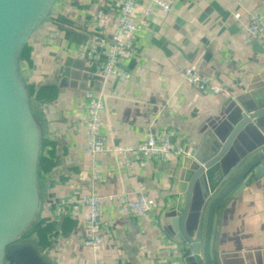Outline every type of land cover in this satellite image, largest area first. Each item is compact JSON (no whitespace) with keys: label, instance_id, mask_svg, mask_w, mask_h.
<instances>
[{"label":"crops","instance_id":"0c3cea01","mask_svg":"<svg viewBox=\"0 0 264 264\" xmlns=\"http://www.w3.org/2000/svg\"><path fill=\"white\" fill-rule=\"evenodd\" d=\"M170 1L168 12L155 10L152 21L137 32L134 56L121 64L131 73L126 79L97 78L93 62L79 55L91 35L102 33L94 12L114 10L118 0H54L29 37L21 71L40 132L38 210L30 228L11 245L22 256L16 258L18 264H193L188 245L167 228L185 155L126 167L115 156L98 154L97 170L107 179L93 181L83 132L88 90L102 96L100 134L107 143L135 145L149 130L168 128L173 142L188 151L224 122L238 98L264 101V35L251 44L244 40L249 12L264 11V0ZM135 2L138 20L149 0ZM188 66L222 91L192 86L183 77ZM247 176L214 209L212 264H264V173L244 184ZM74 191L143 194L152 208L126 222L118 216L116 202L105 203L104 239L93 251L83 244L85 207L74 218L55 214V204Z\"/></svg>","mask_w":264,"mask_h":264},{"label":"water","instance_id":"95a60500","mask_svg":"<svg viewBox=\"0 0 264 264\" xmlns=\"http://www.w3.org/2000/svg\"><path fill=\"white\" fill-rule=\"evenodd\" d=\"M53 3L0 0V264H18L22 256L11 245L30 228L38 210L40 132L22 80L21 54ZM263 173L264 101L248 103L238 98L224 122L205 132L199 145L187 150L182 159L179 196L174 210L167 214V228L188 245L189 262L212 264L215 207L242 177L248 175L245 184ZM206 208L207 225L202 234Z\"/></svg>","mask_w":264,"mask_h":264},{"label":"built area","instance_id":"2783aa9c","mask_svg":"<svg viewBox=\"0 0 264 264\" xmlns=\"http://www.w3.org/2000/svg\"><path fill=\"white\" fill-rule=\"evenodd\" d=\"M170 0H149L143 8L138 20L134 19L135 0H118L114 10L98 8L93 14V21L101 30V34L91 35L81 46L79 55L93 62L92 73L105 80L109 76L129 78L131 73L121 67L124 60L133 58L135 40L141 27L148 25L155 10L168 12ZM245 43L251 44L264 35V11L252 10L248 14L245 25ZM184 79L202 92L217 94L222 91L212 79L188 66L183 70ZM88 104L83 132L86 138L85 152L92 158L91 179L105 182L106 177L97 170L95 157L108 154L117 157L121 164L132 167L148 161H165L171 156L187 154L181 146L172 140V132L168 128L149 130L145 138L135 145L109 144L100 134L101 118L104 113L102 96L94 91L86 92ZM116 202L117 213L124 221L130 222L136 216L146 215L152 208L143 194L129 197L125 194L99 195L96 193L71 192L63 200L55 204L57 216L76 217L81 208H86L83 226V244L93 251L99 250L104 235L102 233V206Z\"/></svg>","mask_w":264,"mask_h":264},{"label":"rangeland","instance_id":"374dc122","mask_svg":"<svg viewBox=\"0 0 264 264\" xmlns=\"http://www.w3.org/2000/svg\"><path fill=\"white\" fill-rule=\"evenodd\" d=\"M9 264V263H8Z\"/></svg>","mask_w":264,"mask_h":264}]
</instances>
